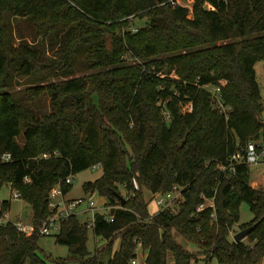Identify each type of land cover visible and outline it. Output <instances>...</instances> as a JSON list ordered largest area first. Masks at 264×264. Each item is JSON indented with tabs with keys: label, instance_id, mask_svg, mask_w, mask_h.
Returning a JSON list of instances; mask_svg holds the SVG:
<instances>
[{
	"label": "trees",
	"instance_id": "16d2710c",
	"mask_svg": "<svg viewBox=\"0 0 264 264\" xmlns=\"http://www.w3.org/2000/svg\"><path fill=\"white\" fill-rule=\"evenodd\" d=\"M188 12L171 0H0V188L18 191L39 224L54 185L68 193L66 176L100 164L82 188L102 196L111 215L96 214L90 230L105 246L92 250L88 217L62 220L54 236L65 257L45 255L36 230L0 223V264H128L137 242L145 264H257L264 256V188L250 184L244 162L219 167L246 141L264 142L254 68L264 60V0H193ZM17 18L34 35L14 45ZM135 18L146 20L134 31ZM79 65L86 73L70 76ZM24 77L46 82L9 90ZM174 184L183 186L177 211L150 212L145 191ZM208 199L213 207L198 211ZM242 202L253 217L239 229L256 226L235 242Z\"/></svg>",
	"mask_w": 264,
	"mask_h": 264
},
{
	"label": "rangeland",
	"instance_id": "374dc122",
	"mask_svg": "<svg viewBox=\"0 0 264 264\" xmlns=\"http://www.w3.org/2000/svg\"><path fill=\"white\" fill-rule=\"evenodd\" d=\"M192 2L193 0H176V4H180L183 6H186L189 9V14H191V9H192ZM18 22L16 24L15 21H13V28H12V36H13V43L14 45H17L18 41L20 40L21 37L27 38V40H32L33 35H34V29L31 27V25L25 21V18H17ZM146 18H142V19H133L132 23L133 25H135L136 27H140L144 24ZM15 23V24H14ZM53 52V51H52ZM51 50H48L47 54L51 55ZM129 62H133L131 59L127 60ZM255 68V73H256V78L259 84V90H260V95H261V101L263 103L264 106V60H259L255 63L254 65ZM86 72L81 70V67L79 65V67L77 66V69H75V72L72 73L70 76H79V75H83ZM56 78H63L62 76H56ZM20 84H16L14 83L9 90L10 91H17L20 89H24L30 86H34L37 84H42L45 83L46 80H42L40 78L37 77H33V79H29V77H24V78H20ZM55 80V79H53ZM43 101L42 104L40 105L42 108L48 109L49 104H48V98L49 96L47 94L44 95L43 97ZM186 105L184 104V106L182 107L184 110H186ZM262 118L264 119V109L262 111ZM19 140H21L20 136H19ZM254 141H261L263 142V140H254ZM264 144V142H263ZM45 156V154L43 155ZM96 165V164H95ZM250 169V184L253 187H263L264 188V163H260V164H253L249 166ZM102 173V168L100 166V164H97L96 167H88L85 170H82L80 172H77L75 174L72 175V181H71V189L70 191L66 194V198L69 199H77L75 197H79V196H86L87 194L83 191L82 188V184L85 181H89V180H94L95 178L99 177L100 174ZM14 192V189H11L9 187V185H3L0 188V204L1 201L3 199L9 200V207L8 209H5L2 211V219L4 220H11V221H17L20 220L22 223L26 224V223H30L31 219H32V210H31V206L29 203H27L26 201H24V199H22L21 197L16 199L12 196ZM122 195H125L126 193L124 192V190H121ZM150 197L152 199H150ZM145 198L149 201L148 204V208L150 212H154L157 209L156 203L154 201L153 198V194L150 191H145ZM97 200V204L98 206L102 205V202L105 201L104 198L102 196H99L97 193H92V195H90L89 197V201H94ZM85 207L84 203L80 204L79 210L83 209ZM99 210H103L102 212H104L105 215L109 214V208L106 209L105 205L104 208L101 209L99 208ZM98 210V211H99ZM6 212V215H5ZM5 216V217H4ZM82 219H86L87 217H90V213L87 212V214H80ZM253 217V213L251 212L250 208H249V204L247 202H242L239 206V221L236 223V225L233 227L232 231H238L239 230V225H241L242 223L248 222L251 218ZM233 232H231L230 234V239H233ZM88 248L89 249H93L94 244L96 246H98V248H101L102 246H105V241L100 238L97 237L94 240V237L92 236L91 230L89 229L88 231ZM177 239L179 240V242L183 245V246H187L190 247V244L188 242H186L184 239H182L180 236H177ZM37 243L39 245V248L42 249L43 253H45V255H50L52 257H65L68 253V249L65 245H61L59 243L55 242V236L54 234L51 235H40ZM118 244V239H116V241L114 242L113 248H115ZM140 251V250H139ZM147 253V252H146ZM167 264H173V260L170 258L169 261L167 262ZM195 264H205L203 259L198 260V262H195ZM209 264H217L215 259H212L211 262ZM257 264H264V256L260 259V261Z\"/></svg>",
	"mask_w": 264,
	"mask_h": 264
},
{
	"label": "built area",
	"instance_id": "2783aa9c",
	"mask_svg": "<svg viewBox=\"0 0 264 264\" xmlns=\"http://www.w3.org/2000/svg\"><path fill=\"white\" fill-rule=\"evenodd\" d=\"M171 2L175 3L176 0H171ZM132 29L135 31L137 29L136 26H133ZM218 88L213 86L211 91L213 93L218 92ZM216 98L217 107L219 111L226 114L229 109L228 106L219 99V96H214ZM186 110H191V103L185 104ZM164 116L166 119H169V114L164 112ZM9 154L7 152L2 154L3 160H8ZM239 162H244L246 164H260L264 163V144L261 141L248 140L243 146H239L238 150H236L233 154L230 155L227 165H220V168H229L234 171L235 164ZM93 165L92 167H96ZM72 175H68L64 178V182L71 183ZM10 187V186H9ZM183 186L174 184L172 188L166 192H159L153 194L154 201L156 203L158 210H169L170 212H176L179 203L183 200ZM66 194L62 191L60 182L52 187L49 193V214L43 219L39 224L30 223H22L20 220L12 221V223L16 226L18 230L24 232L25 234H31L36 230L38 235H51L55 234L60 229V224L62 220L66 219L72 214L79 213V206L82 199H69L66 198ZM12 196L16 199L20 198V193L14 190ZM213 207V199H208L204 203H201L197 206V210L200 211L206 207ZM86 211L90 213V217L87 220L86 226L88 229H92L95 221V216L97 213V204L94 201H89L86 204ZM6 215V212H5ZM2 209L0 205V223H5L11 220L2 219ZM111 215H106V218H110ZM213 217V213H211ZM5 217V216H4ZM95 238V237H94ZM96 239V238H95ZM140 250V251H139ZM146 251L143 249L141 242H137L135 247V255L130 258L128 264H145L146 261ZM189 264H195L194 259H191Z\"/></svg>",
	"mask_w": 264,
	"mask_h": 264
},
{
	"label": "water",
	"instance_id": "95a60500",
	"mask_svg": "<svg viewBox=\"0 0 264 264\" xmlns=\"http://www.w3.org/2000/svg\"><path fill=\"white\" fill-rule=\"evenodd\" d=\"M181 144V143H180ZM118 197L121 199L122 203L123 201L125 200V198L121 195V194H118ZM256 226V222L245 227V228H242V229H239L237 232H235L233 234V239L235 242H238L242 239H244L247 234Z\"/></svg>",
	"mask_w": 264,
	"mask_h": 264
},
{
	"label": "crops",
	"instance_id": "0c3cea01",
	"mask_svg": "<svg viewBox=\"0 0 264 264\" xmlns=\"http://www.w3.org/2000/svg\"><path fill=\"white\" fill-rule=\"evenodd\" d=\"M90 195H92V194H90ZM90 195H86V196H79V197H75V198H80V199H82L83 201L81 202V203H84L85 204V207L83 208V209H81L80 210V212H79V214H87V212L88 211H86V204H87V202H88V198L90 197ZM105 200V199H104ZM94 202L96 203L97 202V200L95 199L94 200ZM97 204V203H96ZM104 205H105V201H103L102 202V205L101 206H98V204H97V211L99 210V208H101V209H103L104 208ZM80 207V206H79ZM105 208L106 209H108V207H106L105 206ZM103 210H99V212L100 213H104V212H102ZM94 240H95V238H94Z\"/></svg>",
	"mask_w": 264,
	"mask_h": 264
}]
</instances>
